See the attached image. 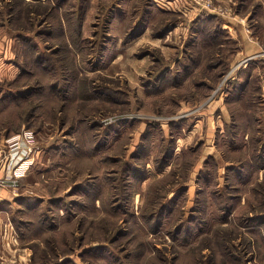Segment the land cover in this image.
I'll list each match as a JSON object with an SVG mask.
<instances>
[{
	"label": "rangeland",
	"instance_id": "374dc122",
	"mask_svg": "<svg viewBox=\"0 0 264 264\" xmlns=\"http://www.w3.org/2000/svg\"><path fill=\"white\" fill-rule=\"evenodd\" d=\"M262 50L264 0H0V264H264Z\"/></svg>",
	"mask_w": 264,
	"mask_h": 264
},
{
	"label": "built area",
	"instance_id": "2783aa9c",
	"mask_svg": "<svg viewBox=\"0 0 264 264\" xmlns=\"http://www.w3.org/2000/svg\"><path fill=\"white\" fill-rule=\"evenodd\" d=\"M219 12H222L225 16L224 11L219 10ZM259 56H264L263 50L260 52H253V53L244 55L240 59L239 62L241 63V66L247 65L248 63L252 62V60H255ZM15 155H13V156H15ZM19 157L17 158V160H15L16 159V157H15L14 161L12 162L13 164L10 166L12 169V172H13V175H12L13 177H19V176L25 175L27 173L28 169L30 168L32 162H33L32 157H29V156L23 157V158H19ZM19 159H20V161H19Z\"/></svg>",
	"mask_w": 264,
	"mask_h": 264
},
{
	"label": "crops",
	"instance_id": "0c3cea01",
	"mask_svg": "<svg viewBox=\"0 0 264 264\" xmlns=\"http://www.w3.org/2000/svg\"><path fill=\"white\" fill-rule=\"evenodd\" d=\"M167 3H168V4H166V5L171 6V5L169 4L170 2H167ZM163 8H165V7H163ZM147 9H148V8H147ZM190 18H191V19H194V17H192V16H190ZM206 19H208V18H206ZM199 20H200L199 22H201V21H202V18H201V19L199 18ZM203 20H204V19H203ZM199 22H198V23H199ZM235 22H236V20H235L234 18H232V17H229V18L225 17L224 20H223V22H222V23H223V24H222V28L225 29V30H226V28H229V30L232 31V28H234V29L236 28ZM173 24H174V23H170V25H173ZM179 24H181V23L178 22L177 25H179ZM177 25H174V27H176ZM176 28H177V27H176ZM169 29H170V28H169ZM239 33H240L241 36L243 37L242 32H239ZM234 37H235V40H236L237 42L240 41L242 44L244 43V41L246 42V39H244V40L242 39V40H241V38H239L237 35L234 36ZM236 41H235V42H236ZM245 46H247V45H245ZM247 51H248V50H247ZM248 53H249V52H248ZM248 53H247V54H248ZM252 53H253V52H252ZM6 193H7V192H6ZM6 193H4V192L1 191V192H0V199L6 197L7 200H11V201H12V196L9 195V194H6ZM4 194H5V195H4ZM25 264H30V262L28 261V259L25 261Z\"/></svg>",
	"mask_w": 264,
	"mask_h": 264
}]
</instances>
